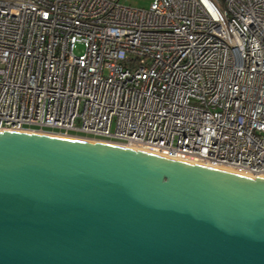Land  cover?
I'll return each instance as SVG.
<instances>
[{"label": "built area", "instance_id": "built-area-1", "mask_svg": "<svg viewBox=\"0 0 264 264\" xmlns=\"http://www.w3.org/2000/svg\"><path fill=\"white\" fill-rule=\"evenodd\" d=\"M25 129L264 174V0H0V130Z\"/></svg>", "mask_w": 264, "mask_h": 264}, {"label": "water", "instance_id": "water-1", "mask_svg": "<svg viewBox=\"0 0 264 264\" xmlns=\"http://www.w3.org/2000/svg\"><path fill=\"white\" fill-rule=\"evenodd\" d=\"M0 264H264V178L0 131Z\"/></svg>", "mask_w": 264, "mask_h": 264}, {"label": "bare ground", "instance_id": "bare-ground-1", "mask_svg": "<svg viewBox=\"0 0 264 264\" xmlns=\"http://www.w3.org/2000/svg\"><path fill=\"white\" fill-rule=\"evenodd\" d=\"M0 131H5V130H0ZM6 131H11V130H6ZM18 131H21V132H25V133H36V134H44V135H47V136H54V137H64V138H67V139H79V140H89V141H97V140H92V139H86V138H81V137H73V136H66V135H60V134H55V133H50V132H38V131H35V130H18ZM99 142H104V141H99ZM114 144V143H112ZM118 145V144H116ZM119 146H121L119 144ZM122 147H126V148H129V149H132V150H138V151H143L145 153H149V154H157V153H153V152H150V150H147L145 148H142V147H139V146H122ZM157 155H160V154H157ZM192 162V161H191ZM198 164V163H196ZM200 165H203L205 167H209V168H212V169H217V170H220V171H225V172H228V173H231V174H235V175H238V176H241V177H245V178H249V179H252V178H255V177H259V178H264V174H260V175H252L250 173H246V172H239V171H236L234 170L233 168L231 167H228V166H209L207 164H200Z\"/></svg>", "mask_w": 264, "mask_h": 264}, {"label": "rangeland", "instance_id": "rangeland-1", "mask_svg": "<svg viewBox=\"0 0 264 264\" xmlns=\"http://www.w3.org/2000/svg\"><path fill=\"white\" fill-rule=\"evenodd\" d=\"M120 3L123 4H130L132 6H137V7H147L150 0H119ZM81 50V46H78L75 48V52H79Z\"/></svg>", "mask_w": 264, "mask_h": 264}]
</instances>
